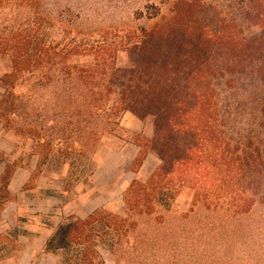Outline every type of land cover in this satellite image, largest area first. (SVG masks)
Segmentation results:
<instances>
[{
	"label": "trees",
	"instance_id": "trees-1",
	"mask_svg": "<svg viewBox=\"0 0 264 264\" xmlns=\"http://www.w3.org/2000/svg\"><path fill=\"white\" fill-rule=\"evenodd\" d=\"M202 2L170 0L168 16L155 7L150 27L120 28L109 43L57 38L37 0H0L9 9L0 16L2 133L31 142L27 164L0 157V213L14 198L7 187L17 167L31 172L25 190L40 171L66 165L60 190H43L66 200L76 184H92L96 146L120 138L121 113L152 122L150 136L131 133L138 151L130 170L136 173L149 154L158 165L145 179L131 180L120 212L99 207L49 224L44 251L55 264H239L245 258L238 248L249 242L247 218L264 205V107L260 121L242 122L239 81L264 85V0H241L212 20ZM252 26L259 34L246 36ZM120 51L127 64H117ZM84 55L86 62L72 61ZM31 77L37 80L32 93L17 92ZM183 189L192 194L188 209L168 214ZM26 233L0 231V261L20 255Z\"/></svg>",
	"mask_w": 264,
	"mask_h": 264
},
{
	"label": "rangeland",
	"instance_id": "rangeland-1",
	"mask_svg": "<svg viewBox=\"0 0 264 264\" xmlns=\"http://www.w3.org/2000/svg\"><path fill=\"white\" fill-rule=\"evenodd\" d=\"M206 7L205 18L212 20L220 14L232 12L236 3L241 0H202ZM38 12L47 20L53 22L54 28L59 32L57 38H63L65 41L76 39V41L105 40L114 43L119 35L120 28H140L150 27L156 18L150 19L148 15L154 11L155 7L161 9L163 17L169 15L168 4L170 0H37ZM4 6V5H3ZM8 8H0L2 12H8ZM60 24V25H59ZM260 30L252 26L246 30V36H256ZM117 64H127V57L124 52H118ZM89 56H78L73 58V62L82 64L86 62ZM0 69L3 64L0 58ZM1 74V72H0ZM36 78L19 83L16 87L17 92L32 93L36 88ZM239 85L243 89L240 95V101L244 108L241 120L258 122L262 119L259 108L264 107V85L250 80H240ZM49 89V88H48ZM3 92V89H0ZM49 90H45V98ZM46 102L45 99L41 100ZM16 118V117H12ZM246 123V122H245ZM120 128L116 134L120 138L106 137L100 141L95 150L96 169L92 175V184L78 183L70 192L64 193L66 200L61 198V203L53 212L46 210L36 213L35 208L40 205L48 206L47 199L43 201L31 200L25 202L22 208L30 206L32 213L21 211L22 216L18 217L13 227H26V234L19 237L23 249L26 252L22 257L21 264H55V257L44 251V243L50 234L49 224L55 225L61 221L62 217L69 214H76L84 218L93 210L99 207H108L111 210L120 212L122 207L121 196L123 190L128 186L132 179H145L151 171L158 165L159 159L152 154L147 155L145 161L139 170L134 173L130 170V165L135 157L138 147L132 140L131 133H141L145 136L152 134L151 118L139 120L130 112H123L119 116ZM13 136V131H8ZM8 135V136H9ZM16 149L14 154L4 157L10 162L21 158L22 164H27L28 149L31 142L27 137L16 136ZM20 161V160H19ZM36 162L33 156L30 160V167ZM67 166L63 165L59 172L40 171L37 178L25 188L26 196L38 198L46 197L43 190L59 191L62 186V178L65 176ZM24 186V185H23ZM31 186H35L31 188ZM191 191L183 189L176 197L168 214L179 215L186 211L191 201ZM20 199L22 195L19 194ZM28 204V205H27ZM251 224L250 230L246 232L248 244H241L238 248L239 253L245 254V258L239 261V264H264V205L259 206L247 218ZM12 228V227H9ZM8 229V228H6ZM2 229V231L6 230ZM23 251V250H22ZM22 252L17 258H9L0 261V264H18ZM109 263V259L105 257Z\"/></svg>",
	"mask_w": 264,
	"mask_h": 264
},
{
	"label": "crops",
	"instance_id": "crops-1",
	"mask_svg": "<svg viewBox=\"0 0 264 264\" xmlns=\"http://www.w3.org/2000/svg\"><path fill=\"white\" fill-rule=\"evenodd\" d=\"M0 89H2L1 86ZM1 93L2 92H0V94ZM16 143H17L16 139L11 138L2 133V124L0 122V153H4L5 155H11L12 153L14 154L16 149V145H15ZM4 166H5L4 162H0V174L4 169ZM34 166L35 164L31 165V168L33 169ZM30 175H31L30 170L24 167H17L14 170L7 187L8 191L14 198L9 200L5 204L3 210L0 213V231H2V229L13 227L16 224L18 217L23 215L21 212L23 211V209L24 211H26V213H30V214L32 213V208H30V206H26V208H22L23 207L22 205L25 202H30L31 200L43 201L44 199H47L48 206L40 205L39 207L35 208L34 211H36V213H41L44 210H46L47 212H53L56 209V207L60 205L61 198L58 196L48 195L43 198L27 197L25 191L22 190V187L29 181ZM19 194L22 195L23 197L22 199H20ZM23 229H26V227H23ZM26 248L27 247H24L21 257L18 261V264H21V260L26 252Z\"/></svg>",
	"mask_w": 264,
	"mask_h": 264
}]
</instances>
